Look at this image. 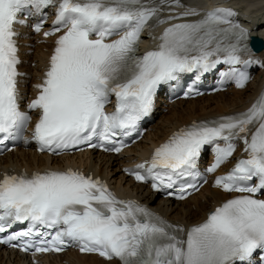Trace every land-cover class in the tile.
<instances>
[{"label": "snow or ice", "instance_id": "1", "mask_svg": "<svg viewBox=\"0 0 264 264\" xmlns=\"http://www.w3.org/2000/svg\"><path fill=\"white\" fill-rule=\"evenodd\" d=\"M166 8L183 11L162 18ZM50 9L53 27L43 35L62 34L25 111L16 26L34 20L30 27L40 33ZM235 16L223 7L201 13L182 0H0V144L35 142L40 152L55 156L83 151L84 145L120 153L124 138L138 134L141 120L152 113L162 86L188 76L185 95H200L196 82L225 65L222 82L245 88L249 69H264V59ZM161 24L169 26L159 43L140 54L142 34ZM113 96L115 110L106 111ZM30 112L38 118L28 137ZM237 142L246 158L214 186L238 195L187 230L135 200L118 198L105 182L78 169L5 173L0 234L26 226L0 235V244L33 257L76 247L109 264H264V93L245 111L180 129L150 161L125 171L137 182H151L154 192L186 200L207 183L198 167L205 149L214 155L205 172L214 173L234 155Z\"/></svg>", "mask_w": 264, "mask_h": 264}, {"label": "bare ground", "instance_id": "2", "mask_svg": "<svg viewBox=\"0 0 264 264\" xmlns=\"http://www.w3.org/2000/svg\"><path fill=\"white\" fill-rule=\"evenodd\" d=\"M187 6L196 7L201 13L210 9L202 3V0H182ZM218 5L233 4L242 15V19L252 36H260L264 40V0H211ZM225 3V4H220ZM217 6V5H216ZM53 10V9H51ZM182 8H175L169 13L166 8L162 13L164 18L182 12ZM189 17L187 19H197ZM181 22L172 20L170 23ZM168 24L158 25L152 36H158L160 31ZM27 35V31H22ZM147 44L153 43L151 37H147ZM39 37L27 36L20 39L21 57L23 59L22 70L26 77L21 79L23 91L22 98L36 96L33 83H39L45 71L47 61L54 49V38L47 44H38ZM28 44L34 45L27 46ZM264 59V51L256 54ZM264 89V69L259 70L254 81L246 88L239 90L232 87L227 92L211 96H204L196 100L178 101L167 107L168 112L161 114L152 131L134 148L119 156H106L97 152H84L75 156L50 158L36 153L31 149H20L4 158H0V178L5 173H34L44 171L47 168L65 167L72 165L85 173H92L95 177L105 179L113 189L125 197H131L148 205L170 222L185 227L186 230L195 224L204 221L208 213L221 205L230 196L216 189L212 184L206 185L197 195L186 201L175 203L167 199L158 198L148 187L134 183L126 174L125 169L132 168L140 163L152 150L167 140L177 131L190 126L193 122L217 119L222 116L247 110ZM236 162H229L226 166H234ZM0 264H31L25 256L16 251H6L0 248ZM41 264H109L108 261L96 255H80L77 252H69L59 256L43 257ZM111 264H118L112 261Z\"/></svg>", "mask_w": 264, "mask_h": 264}, {"label": "water", "instance_id": "3", "mask_svg": "<svg viewBox=\"0 0 264 264\" xmlns=\"http://www.w3.org/2000/svg\"><path fill=\"white\" fill-rule=\"evenodd\" d=\"M253 46L257 52L261 51L264 48L263 40L258 37H253Z\"/></svg>", "mask_w": 264, "mask_h": 264}]
</instances>
